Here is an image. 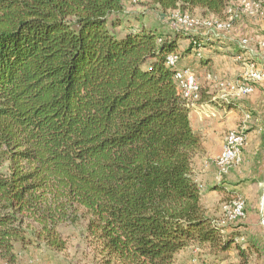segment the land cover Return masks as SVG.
<instances>
[{"label": "trees", "instance_id": "trees-1", "mask_svg": "<svg viewBox=\"0 0 264 264\" xmlns=\"http://www.w3.org/2000/svg\"><path fill=\"white\" fill-rule=\"evenodd\" d=\"M234 1L145 0L219 18ZM126 12L122 0H0V260L30 237L63 250L58 227L85 221L96 264H175L195 244L250 264L202 203L201 137L166 60L191 36L119 35Z\"/></svg>", "mask_w": 264, "mask_h": 264}, {"label": "crops", "instance_id": "crops-1", "mask_svg": "<svg viewBox=\"0 0 264 264\" xmlns=\"http://www.w3.org/2000/svg\"><path fill=\"white\" fill-rule=\"evenodd\" d=\"M236 21L233 29L217 35L210 33L206 36L207 32L200 30L186 38L185 46L180 37L179 67H193L201 84L202 100L191 107L189 115L193 130L201 137L203 145L202 153L194 161L202 203L209 216L224 228V235L239 239L244 245L249 254L248 261L255 257L256 264H264V79L256 82L254 92L238 98H226L219 85L221 80H242L246 60L256 62L264 71V55L246 52L239 45L242 37L264 39V17L240 16ZM193 38L200 41L201 46L184 53ZM199 51L201 55L198 57L196 53ZM209 74L213 78L210 79ZM238 128H245L247 132L243 161L219 180L216 159L221 154L227 132ZM227 194L241 195L247 206V216L229 228L224 225L230 222L225 219L222 207ZM195 246L191 245L178 256Z\"/></svg>", "mask_w": 264, "mask_h": 264}, {"label": "built area", "instance_id": "built-area-1", "mask_svg": "<svg viewBox=\"0 0 264 264\" xmlns=\"http://www.w3.org/2000/svg\"><path fill=\"white\" fill-rule=\"evenodd\" d=\"M132 1L137 2L139 0ZM263 3L264 0H236L234 7L230 6L228 8L224 18H194L188 13L182 14L178 12L173 15V29L176 32L192 36L198 34L202 28H205L207 32L217 35L221 31L233 29L237 22L236 20L241 14L254 15L263 13ZM191 41H193L195 50L199 49L201 46L200 41L194 38ZM239 45L246 52H259L261 55H264V39L242 37L240 38ZM196 55L199 57L201 52H197ZM180 58L181 56L178 53H170L166 60L168 66L174 70V78L181 94L186 98L188 105L193 107L202 100L200 79L193 67H179ZM242 76L243 79L237 82H227L225 80L219 82V85L225 91L224 96L226 98L244 97L254 92V84L264 79V71L257 66L256 62L246 60ZM208 77L212 78L210 74ZM248 117H250L249 114ZM246 143L247 132H245V128H238L227 132L221 154L216 159L219 180L240 166L243 161V148ZM222 207L225 219L230 223L241 221V219L247 216L246 200L241 195L231 201L224 202ZM213 223L223 234L224 228L219 226L215 221ZM262 223L264 224V217ZM235 241H239V239H235ZM198 264L214 263L199 261Z\"/></svg>", "mask_w": 264, "mask_h": 264}, {"label": "rangeland", "instance_id": "rangeland-1", "mask_svg": "<svg viewBox=\"0 0 264 264\" xmlns=\"http://www.w3.org/2000/svg\"><path fill=\"white\" fill-rule=\"evenodd\" d=\"M235 1L231 6L234 7ZM122 2L124 3L127 12L122 18L123 25L116 28V32L119 35H123L126 30L132 28L140 29L143 25L150 28L152 27L156 30L160 29L165 34L175 33L176 31L173 29L172 21L174 20L173 15L178 12H181L182 14L188 13L194 18H212L209 15H203L201 9H198L195 12L184 11L181 9L165 12L154 5H150L145 2V0H139L137 2L132 0H122ZM262 11L263 13L261 14H241L240 16L253 19L255 17H264V3ZM213 17L217 18L215 16ZM201 30L207 32L205 28H202ZM209 34L210 33L207 32L205 35L209 36ZM181 38L183 39H180V41L182 45L185 46L188 42L186 40L187 37L181 36ZM234 198V196H229L227 194L224 202L231 201ZM85 225V221H82L78 224L71 225L66 223L58 227V230H60L61 233V238L66 242V247L63 250L58 248L55 249L46 245V242L43 239H41V241H36L34 237H30L31 239L25 245H22L20 242L16 244L15 250L17 258L15 262L9 263L1 259L0 264H96L94 251L89 247L87 242ZM224 225L228 228L235 227L233 223H225ZM239 241L235 242L241 243ZM195 245V247L187 250L184 255L178 256L175 264H198L199 261H207L214 264L241 263L240 256L236 249L227 252L213 253L208 246ZM254 258L255 257L250 258V264L257 263L254 261Z\"/></svg>", "mask_w": 264, "mask_h": 264}]
</instances>
